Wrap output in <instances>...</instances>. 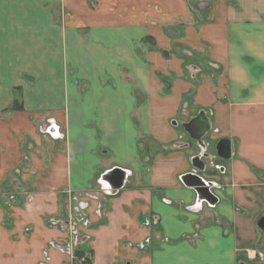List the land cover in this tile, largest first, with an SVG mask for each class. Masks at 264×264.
<instances>
[{"label": "crops", "instance_id": "crops-1", "mask_svg": "<svg viewBox=\"0 0 264 264\" xmlns=\"http://www.w3.org/2000/svg\"><path fill=\"white\" fill-rule=\"evenodd\" d=\"M57 1L33 11L54 47L46 66L33 60L25 112L0 119V196L20 194L11 177L23 161L35 175L16 211L32 237L15 244L0 227V264H37L38 237L61 236L48 220L88 189L104 201L79 249L88 264H264V0H63V26ZM201 112L208 143L227 139L231 153L198 173L217 203L188 210L196 195L181 178L198 152L181 126ZM46 116L62 139L37 133ZM113 168L130 173L116 193L97 187Z\"/></svg>", "mask_w": 264, "mask_h": 264}, {"label": "rangeland", "instance_id": "rangeland-1", "mask_svg": "<svg viewBox=\"0 0 264 264\" xmlns=\"http://www.w3.org/2000/svg\"><path fill=\"white\" fill-rule=\"evenodd\" d=\"M2 3L6 8L0 13V119L8 120L14 117L17 113L25 112V103L27 99L24 100V98L27 95V91L30 89L26 84L33 85L31 77L34 76V71L37 72L36 69L33 70L32 68L33 60L36 59L38 65H47V60L43 58L42 54L48 55L52 53L51 48L54 47V45H52L54 36L53 33H49V29L42 28L39 31L35 29L39 15L34 14L33 11L35 5L39 3V0H0V5H2ZM51 3L52 2L48 1L46 6H50ZM57 4L59 10L57 9L56 15L60 24L63 26L64 23H66L67 8L63 0H58ZM62 31H64V28H62ZM58 33L59 30L57 31V37ZM22 71H25L26 73L21 75ZM16 72L23 77V79L21 78V84L20 82H13L14 74L16 75ZM7 86L9 88H7ZM5 101L7 102L6 106ZM190 117H192V115L190 116L188 114L185 120H188ZM51 119L50 116L42 117L36 131L43 137L51 138L52 141L60 140L62 139L63 132L54 121H51ZM53 125L58 129V138H52L47 133L48 128ZM208 134H212V130H210L205 136ZM188 141L191 142L189 139ZM210 144V148L214 152L215 142ZM203 161L207 165V168L209 166L211 167L210 164L212 163H210L208 159L205 158ZM26 166L27 164L23 161L16 173H13L11 177L12 180L16 181L17 187L19 186L20 194L16 193V189L12 190L10 186L9 192L0 196L2 197L0 200V208L4 211L3 217H0V227L2 230L5 228L10 231L11 242L15 244L31 238L34 229L31 225H26L21 229H18V219L16 217V211L21 208L23 209L26 201L30 202L29 195L31 194L29 193H32V179L35 175L22 173V170H25ZM18 170H20V173ZM11 179L10 181H12ZM98 186L99 185L97 184V187ZM84 191L90 192L89 189ZM68 195H70V193H68ZM66 203H68V199L66 200ZM65 207L66 206H62L61 213L57 217H65V212L67 211ZM49 222L50 220H48L46 228L50 230L51 225ZM259 235L260 242L258 243L257 250H259L262 254V258H264V234L262 231H259ZM38 239L42 243H40V259L42 260L46 244L53 240V238L47 242L44 238L38 237ZM259 252H257V254ZM52 255L53 254H51V256ZM83 258H86V256H81L78 253L74 262L77 261L83 264L81 262ZM40 261H38L37 264H39Z\"/></svg>", "mask_w": 264, "mask_h": 264}, {"label": "water", "instance_id": "water-1", "mask_svg": "<svg viewBox=\"0 0 264 264\" xmlns=\"http://www.w3.org/2000/svg\"><path fill=\"white\" fill-rule=\"evenodd\" d=\"M196 71L197 68L195 66L190 67L191 74H194ZM181 128L184 133L188 135L190 140L196 142L202 149V154L193 157L191 163L194 169L204 172L207 169V165L203 161V157H205V154H203L205 152V147L202 143V138L205 137V135L211 130L209 120L206 118L204 113L201 112L191 121L182 124ZM57 130V127L53 125L48 128L47 133L52 138H58ZM230 153V143L227 139H221L217 142L215 146L216 158L230 159ZM129 175L130 173L128 171L120 168H113L100 176L98 185H100L102 190H112L116 193L124 187ZM181 181L184 186L193 189L196 195V202L198 204L204 202L212 206L217 203L218 199L210 191L212 183L204 181L201 177L195 174H186L181 178ZM257 227L264 234V217H261L257 221ZM86 240V237L83 238L81 244L85 243Z\"/></svg>", "mask_w": 264, "mask_h": 264}, {"label": "built area", "instance_id": "built-area-1", "mask_svg": "<svg viewBox=\"0 0 264 264\" xmlns=\"http://www.w3.org/2000/svg\"><path fill=\"white\" fill-rule=\"evenodd\" d=\"M70 192L65 217L51 219V229L57 230L61 236L47 242L43 259L39 264H52L51 251L64 257V261L72 264L78 253L81 241L92 227V218L102 219L104 201L99 191ZM85 264V258L81 260Z\"/></svg>", "mask_w": 264, "mask_h": 264}, {"label": "flooded vegetation", "instance_id": "flooded-vegetation-1", "mask_svg": "<svg viewBox=\"0 0 264 264\" xmlns=\"http://www.w3.org/2000/svg\"><path fill=\"white\" fill-rule=\"evenodd\" d=\"M214 68V67H213ZM199 114V113H198ZM198 114L197 115H195L192 119H194L196 116H198ZM192 119H190V121L192 120ZM209 135V134H208ZM208 135L207 136H205V137H203L202 138V143L204 144V147H205V152L203 153V154H205V157H203V159H208V161H210V163H212V164H210V165H213V162L214 161H216L217 160V158H216V154H215V149H214V152L211 150V148H210V143H208V141H206V139H207V137H208ZM217 144V143H216ZM216 144H214L215 146H216ZM196 149H197V152H198V155H200V154H202V149L200 148V146H198V145H196ZM215 158V159H214ZM208 166H209V164H208ZM207 170H209V167L204 171V172H206ZM201 171H198L197 169H194L193 168V172H191V173H188V174H195V175H198V173H200ZM204 172H201V173H204ZM199 177H201L200 175H198ZM202 178V177H201ZM100 179V178H99ZM203 179V178H202ZM204 180V179H203ZM205 181V180H204ZM99 182V181H98ZM97 182V183H98ZM206 182H208V183H212V186H210V191H211V193H212V189L214 188V187H217V184L214 182V181H206ZM101 189V188H100ZM100 191V190H99ZM213 194V193H212ZM214 195V194H213ZM196 197V196H195ZM204 204H207V203H204V202H202L200 205L196 202V198H195V202H193V204L192 205H189L188 207H187V209L188 210H194V209H197L198 207H199V209H201L203 206L202 205H204ZM208 205V204H207Z\"/></svg>", "mask_w": 264, "mask_h": 264}, {"label": "trees", "instance_id": "trees-1", "mask_svg": "<svg viewBox=\"0 0 264 264\" xmlns=\"http://www.w3.org/2000/svg\"><path fill=\"white\" fill-rule=\"evenodd\" d=\"M78 253H79L81 256H85L83 253H80L79 251H78ZM78 253H77V254H78ZM85 259H86L85 263L88 264L89 260L87 259V257H86Z\"/></svg>", "mask_w": 264, "mask_h": 264}, {"label": "bare ground", "instance_id": "bare-ground-1", "mask_svg": "<svg viewBox=\"0 0 264 264\" xmlns=\"http://www.w3.org/2000/svg\"><path fill=\"white\" fill-rule=\"evenodd\" d=\"M199 205H200V204H199ZM197 209H199V207H198Z\"/></svg>", "mask_w": 264, "mask_h": 264}]
</instances>
